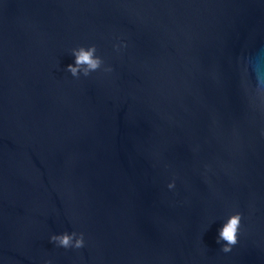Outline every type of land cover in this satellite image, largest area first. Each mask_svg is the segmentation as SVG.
Wrapping results in <instances>:
<instances>
[{
    "label": "water",
    "instance_id": "water-1",
    "mask_svg": "<svg viewBox=\"0 0 264 264\" xmlns=\"http://www.w3.org/2000/svg\"><path fill=\"white\" fill-rule=\"evenodd\" d=\"M0 264H264V0H0Z\"/></svg>",
    "mask_w": 264,
    "mask_h": 264
},
{
    "label": "clouds",
    "instance_id": "clouds-1",
    "mask_svg": "<svg viewBox=\"0 0 264 264\" xmlns=\"http://www.w3.org/2000/svg\"><path fill=\"white\" fill-rule=\"evenodd\" d=\"M97 49L95 46L89 47L87 50L84 47H80L79 49H74L72 55L75 57V61L73 65L67 66V71L71 73V75L75 78H79L78 72L81 67L86 66L83 75L88 77L90 73L95 72L100 69L103 64V60L95 55ZM107 72H111V68L106 69ZM174 183L168 185L169 189L174 188ZM241 225V215L239 213L234 214L230 217L227 225L223 227L220 231L219 238L217 239V243L220 244L221 240L225 241V246L222 247V251L228 253L231 251L232 246H235L238 242V230ZM77 234L73 232L71 235L64 233L61 235H53L50 238V242L56 244L59 247L68 249L70 247H75L76 249H80L84 247V237L83 234L79 235V239L76 240V243L73 245L72 240Z\"/></svg>",
    "mask_w": 264,
    "mask_h": 264
}]
</instances>
